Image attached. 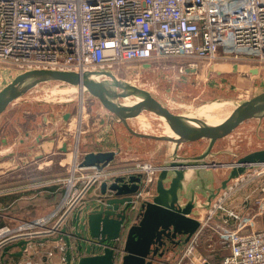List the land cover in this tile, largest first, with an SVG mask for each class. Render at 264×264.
Wrapping results in <instances>:
<instances>
[{"label":"built area","instance_id":"1","mask_svg":"<svg viewBox=\"0 0 264 264\" xmlns=\"http://www.w3.org/2000/svg\"><path fill=\"white\" fill-rule=\"evenodd\" d=\"M159 60L182 61L180 73L195 72L202 62L207 69L228 62L264 63V0H0V67L17 74L57 69L107 71L119 78L117 72L128 70L130 64ZM41 86L43 99L80 89L61 83ZM77 158L74 156L68 178L49 182L64 187L61 200L49 214L17 227L0 226V264H38L33 257L7 259L3 251L17 240L28 241L25 251L36 237L58 236L66 218L99 182L140 177L129 207L131 223L155 195L161 165L134 161L101 170L80 169ZM222 167L226 166L209 162L205 169ZM249 183L264 193V165L248 169L217 195L173 264L190 261L206 230L216 232L219 243L230 251L222 264H264V229L240 233L232 228L239 215L226 207ZM55 249L64 253L66 248L62 243ZM52 255L49 251L47 256ZM61 263H65L64 257Z\"/></svg>","mask_w":264,"mask_h":264},{"label":"water","instance_id":"2","mask_svg":"<svg viewBox=\"0 0 264 264\" xmlns=\"http://www.w3.org/2000/svg\"><path fill=\"white\" fill-rule=\"evenodd\" d=\"M212 69V68H210ZM219 73V72H218ZM257 73V69H254ZM52 83L82 88L120 123L132 136L172 144L170 157L161 164L155 182V195L135 223L129 218L132 195L140 177H117L102 181L98 196L83 201L62 224L58 240L65 245V264H165L160 259L167 251H159L167 239L175 246L188 242L200 226L198 209H208L229 182L248 169L264 165V148L248 152L227 163L224 178L205 169L214 143L232 134L250 120L264 119V91L249 99L234 103V111L216 125L193 123L176 114L150 91L115 77L110 72H76L57 69H34L15 75L0 89V115L33 89ZM138 99L145 111L156 116L171 131L170 135H146L135 132L129 125V115L123 112L120 100ZM206 140V148L198 154L179 156L183 144ZM115 158L114 151L86 152L77 167L101 170ZM176 240H178L176 242ZM28 241L18 243L22 254ZM7 251V247L5 248Z\"/></svg>","mask_w":264,"mask_h":264},{"label":"rangeland","instance_id":"3","mask_svg":"<svg viewBox=\"0 0 264 264\" xmlns=\"http://www.w3.org/2000/svg\"><path fill=\"white\" fill-rule=\"evenodd\" d=\"M181 62L182 61L180 60H159L151 64H146L145 66H143L142 64H130L128 70L122 68L120 70L122 72H117V75L120 79H124L125 81L131 82L141 88L150 91L164 105L171 109V111L176 114L182 115H185L205 104L220 103L225 101L227 103L234 104L249 99L257 93L264 91V63H254L248 61L237 63L228 62L216 64L213 66V69L207 70L204 62H202L199 65L202 67L197 68L196 72L193 73L183 71L182 73H180L179 66L182 64ZM233 64L246 66V68L240 67L241 71H246L247 67L250 66H263V69L260 70L257 76H252L249 74H247V76H244L241 75L239 71H231V66ZM227 68L228 72L217 75L216 71H223ZM224 79H226L225 82H223ZM40 88H42V86L33 89L24 97L14 102L19 104H15L16 106L13 104L14 106H10L6 110L7 114H2L3 116H0V126H5L4 130H2V126L0 128V142L1 139L4 138L6 142H9L6 144H8L10 148L15 149V144L17 142L16 140L18 136H22V126H24V124H22L18 128L14 129L13 125H16L20 122L23 123L28 119L32 120L33 118H37V120L39 121L40 117L46 116L49 113L52 114V116H55V113L58 114L57 118L60 122L58 123L56 128V130L58 131L55 133H60L61 135H64L63 137L65 139H69L70 149L67 150L64 155H62L60 152L56 154V156H54V154H43L44 152H41V156H39L35 160L33 159V168L47 164L49 165L48 168H44L39 171L35 170V174H32L30 177H27L26 173L23 174L22 177V174L19 175V181L24 182L17 185V187L26 188L27 186H29V183H27L29 180L31 182L30 185H33L31 191H33L34 199L42 194L43 190L41 191V188L48 185V180L51 181L57 178H68L71 165L73 163L72 158L78 155L77 161H80L81 157L85 154L84 152L86 149L92 150L94 149V147H97L98 144H100L98 142L100 141V137L97 136L103 130L105 133H110L112 131L110 133V136L113 140L115 139L117 143L116 150L118 152V155L123 157V161H120V163L116 164V166L130 165L134 161H140L138 157L146 156V153L148 152H151L150 154L152 155H156L157 150H155L152 146L141 142L140 140H136L135 138H133L134 136L131 137L132 135L126 132L125 128L115 120H112V124L110 126L104 124V127L101 125L99 127V122L97 121V119L100 115L105 114V112L102 110L99 102L91 97L88 93L85 92L83 94V109L80 110L78 91L74 90L73 93L68 95L61 94L63 93L62 91L60 94L55 93L52 95H48L47 99L46 97L43 99V91ZM44 88L47 87L44 86ZM226 109H229V107H226ZM79 111H81L82 113H79ZM61 113L70 115V124H68L69 122L66 124V122L62 121ZM34 115H36L37 117H34ZM50 126L51 125L41 127V129L37 131L40 133V135H45L43 138H39V144L47 142L46 136H49V133L52 132ZM55 127L53 126V129ZM135 128L132 127L135 132L141 134L156 136L162 134V132L156 128V125L152 126V129H148L145 132L141 129H138V127ZM243 133H245V130L243 128H239L237 131L235 130L234 133L231 134L232 136L230 139L235 138L237 142L234 145L227 146L228 148L226 149V151L237 154V149L239 147L240 149H243H241V153H246L258 147L264 146L263 127L261 128V130H258V136H256V134H252L251 137V133H249L247 136H242V138H240ZM114 135H116V137ZM238 136L240 138L239 143ZM248 137L250 138V141L249 139H246ZM76 139H78V142L75 151ZM12 142H15V144H13ZM205 143L206 142H202L201 145L187 144V146H181V148H179L178 155H194L193 149L195 148V152L199 151V149L197 148H201ZM221 143L222 142H219V144L216 146V150L219 149ZM247 144H249V147H246L244 149ZM0 146H2L1 143ZM165 146V150H168L169 146ZM189 147L192 148H190L189 150ZM21 152H25V150H21ZM135 154L137 155V157L134 156ZM195 154H198V152H196ZM128 158H131V160H129ZM234 159L235 158H233V160ZM209 161L211 163L217 162L220 165L227 164L224 162V160ZM31 162L33 161L31 160ZM146 162H152L155 164L154 161ZM60 165L64 167L60 168ZM220 169L221 170H218L221 172L220 174L217 173V175L219 179H222L225 177L228 170L226 169V167H222ZM0 185L2 184L0 183ZM58 203L56 204V206L58 205ZM56 206H54L53 209ZM52 210L46 213V215L49 214ZM203 211L205 210L203 209ZM183 249L184 246H182L176 252L167 251L164 255V258L166 260L170 259L171 261L168 263L172 264L176 255L179 254L178 252H180L181 254Z\"/></svg>","mask_w":264,"mask_h":264},{"label":"crops","instance_id":"4","mask_svg":"<svg viewBox=\"0 0 264 264\" xmlns=\"http://www.w3.org/2000/svg\"><path fill=\"white\" fill-rule=\"evenodd\" d=\"M145 66V64H142ZM262 65V64H259ZM220 66V65H219ZM202 66H199L198 68H201ZM246 68V66H239L237 64H233L231 66V71H239L241 75L247 76V74L252 76H257L261 69H263V66H250L247 67L246 71H241V68ZM214 68V67H213ZM212 68V69H213ZM226 68V67H225ZM240 68V69H239ZM254 69H257V73H254ZM209 70V69H207ZM187 72H193V71H187ZM196 72V71H195ZM219 72V73H218ZM228 72V68L224 69L223 71H216L217 75L223 74ZM194 73V72H193ZM15 75H17V72L14 70H8L4 69L3 67H0V89L4 87ZM226 79H224L223 82H225ZM19 104V103H13ZM11 104L10 106H14ZM9 106V107H10ZM16 106V105H15ZM101 106V105H100ZM8 107V108H9ZM7 108V109H8ZM16 108V107H15ZM102 110L105 112V114L100 115L97 119L100 125L104 127V124L111 125L112 120H115L110 113H108L102 106ZM6 109V110H7ZM7 111L3 113V115L7 114ZM35 114V113H34ZM0 115V116H3ZM55 116H52V114H47L46 116L40 117V120L38 121L37 118H33L32 120L28 119L27 121L23 123H17L16 125H13V128L16 129L20 125L24 124L22 126V136H18L17 142H12L15 144V149L10 148V146L6 143V140L4 138L1 139V145L0 146V226L8 225L12 227H17L18 225H21L22 223L29 222L33 219L42 217L46 215L50 210L53 209L54 206L61 200L63 193H64V187L61 185H55L51 184L50 180L47 186L41 188L42 194L38 196L37 198H33L34 194L32 190L33 185H30V181L28 180L27 183H29V186L26 188L24 187H17V185L23 183L24 181H19V175L21 177L23 174H27V177H30L32 174L34 175L35 170L39 171L44 168H48L47 165H41L38 167L33 168L34 160L41 156V152H44L43 154H58L59 152L64 155L67 150L70 149V143L69 139H65L60 133H55L58 130H56L58 123L60 122L57 118V113L54 114ZM62 121L66 122V124H70V115L66 113H61ZM140 116V115H139ZM138 116V117H139ZM34 117H37L34 115ZM137 118V117H136ZM134 119V118H133ZM57 121V122H56ZM103 122V123H102ZM117 122V121H116ZM120 124V123H119ZM48 125H51L52 132L49 133V136H46L47 142H43L42 144H39V138H43L45 135H40L39 132H37L41 127H46ZM2 126V130L5 129V126ZM0 126V128H1ZM53 126L55 127L53 129ZM264 128V119L261 121L257 120H250L245 123H243L239 128H243L245 130V133H243L242 136H247L249 133L256 134L258 130H261V128ZM108 129V128H107ZM106 129V130H107ZM236 129V131L238 130ZM20 131V130H19ZM112 132V131H111ZM110 132V133H111ZM127 132V131H126ZM110 133H105L104 130L101 131L97 137H100V141H98L100 144H98V148L94 147V149L85 150L86 152H96V151H114L115 152V158L114 160L109 164V167L116 166V164H119L120 161H123V157L118 155L117 152V143L115 139L113 140L110 136ZM234 133V132H233ZM232 133V134H233ZM114 134V132H113ZM116 137V135H114ZM231 134L223 139H220L216 141L212 147V153L213 155L208 158L209 160L218 161L221 160L225 163H229L230 161H235L237 157L242 156L246 153H241L242 150L238 147L237 154L233 152H228L226 149L229 145H234L237 140L235 138H231ZM133 137V136H131ZM50 138V139H49ZM114 138V137H113ZM136 140H140L141 142L152 146L155 150H157L156 155H152L149 152L146 153V156L138 157L140 161H154L155 164L161 165L164 161H166L172 151V144L158 141V140H152V139H144V138H138L133 137ZM240 138L238 136V143L240 142ZM249 139L250 138H246ZM202 142H206L204 145H202L199 151H196L198 153H201L207 146L206 140H200L194 143H191L193 145H201ZM219 142H222L218 150H216V146L219 144ZM165 145L169 146L168 150H165ZM247 144L244 149L248 146ZM187 146V144L182 145ZM257 146V145H255ZM254 146V147H255ZM182 147V148H183ZM181 148V147H180ZM192 147H189V150ZM264 146L258 147L254 150L263 149ZM21 150H25V152H21ZM251 150V151H254ZM249 151V152H251ZM193 154H195V148L193 149ZM179 153V151H178ZM20 156H18V155ZM234 154L237 155V157H234ZM133 155V154H131ZM220 155V156H219ZM18 156V157H17ZM137 157V155H134ZM218 156V157H217ZM220 157V158H219ZM143 158V159H142ZM233 158H235L233 160ZM34 159V160H33ZM131 160V158H128ZM28 160V161H27ZM31 160L33 162H31ZM210 162V161H209ZM60 168H63L64 166L60 165ZM221 170V169H219ZM216 170L212 171L214 173H219L221 171ZM228 170V169H227ZM32 171V172H30ZM30 172V173H29ZM61 175V174H60ZM17 179V182H16ZM101 182L97 183L92 187V189L89 190V192L86 194L83 201H90L93 200L95 197L98 196L99 193V184ZM232 181L228 183L227 186L231 185ZM258 184H261L258 183ZM31 186V187H30ZM255 186L251 185L249 183L247 186L243 187L240 192H237L234 197H232L230 200L227 201L226 207L230 209L231 211H234L239 215V220L236 222H233L232 228L238 229L240 233H249V232H256L264 229V193H262L259 189H254ZM39 195V194H38ZM37 196V194H36ZM82 201V202H83ZM35 202V203H34ZM197 218L199 221H201L204 217V211L203 209H198L197 211ZM201 219V220H200ZM217 223L213 222V226H216ZM211 231H204L203 236L200 238L199 245L197 250L190 256V261H186V264H222V260L224 257L228 256L230 254V251L228 248L222 247V245L219 243V236L216 232ZM17 240L7 246V251H3L4 256L11 260H20L23 258H31L33 257L38 264H65L61 263V258L64 257V253L58 251L55 249V246L58 244H62V241L58 240V236H52V237H36L32 239L30 242L31 248L28 250H25L22 252V254L18 255L21 250L18 246V243L23 241ZM64 244V243H63ZM66 250V249H65ZM53 251V255L48 257V252ZM6 253V254H5ZM180 254V252H179ZM179 254L176 255L174 261L172 264L176 261ZM75 260H72L74 262ZM165 264H168L171 260H166L164 256L160 259Z\"/></svg>","mask_w":264,"mask_h":264},{"label":"bare ground","instance_id":"5","mask_svg":"<svg viewBox=\"0 0 264 264\" xmlns=\"http://www.w3.org/2000/svg\"><path fill=\"white\" fill-rule=\"evenodd\" d=\"M85 92L86 91L82 88L79 89L78 95L80 102V110L83 109L82 101L83 94ZM141 105L142 104L139 102L138 99L120 100L118 102L119 108L129 115L128 122L129 125H131L132 127H138V129H141L145 132L148 129H152V126L156 125V128L162 132L161 135L173 136L171 131L166 127L163 122L156 118V116L151 112L143 110ZM235 106L236 105L227 103L226 101L220 103L205 104L185 114L184 116L193 123L204 125H216L228 118L234 111ZM226 107H229V109H226ZM79 113L82 112L79 111ZM77 140L78 139H76V141ZM73 159L74 158H72V161Z\"/></svg>","mask_w":264,"mask_h":264},{"label":"flooded vegetation","instance_id":"6","mask_svg":"<svg viewBox=\"0 0 264 264\" xmlns=\"http://www.w3.org/2000/svg\"><path fill=\"white\" fill-rule=\"evenodd\" d=\"M164 242L166 243L161 249H159L158 253L162 250H172L173 252H176L178 251L182 246H185V244L181 241L179 242L176 246H175V243H171L170 241H168L167 239H163ZM178 240H176L177 242ZM179 253V252H178ZM165 255V254H164ZM169 264V263H168Z\"/></svg>","mask_w":264,"mask_h":264},{"label":"trees","instance_id":"7","mask_svg":"<svg viewBox=\"0 0 264 264\" xmlns=\"http://www.w3.org/2000/svg\"><path fill=\"white\" fill-rule=\"evenodd\" d=\"M6 254V253H5ZM8 259H10V258H8Z\"/></svg>","mask_w":264,"mask_h":264}]
</instances>
